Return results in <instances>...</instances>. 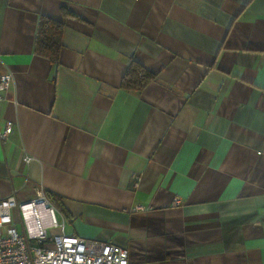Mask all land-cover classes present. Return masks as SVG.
<instances>
[{
  "label": "crops",
  "instance_id": "crops-1",
  "mask_svg": "<svg viewBox=\"0 0 264 264\" xmlns=\"http://www.w3.org/2000/svg\"><path fill=\"white\" fill-rule=\"evenodd\" d=\"M132 59L155 73L140 92ZM5 72L0 199L43 194L129 264H264V0H0Z\"/></svg>",
  "mask_w": 264,
  "mask_h": 264
},
{
  "label": "built area",
  "instance_id": "built-area-1",
  "mask_svg": "<svg viewBox=\"0 0 264 264\" xmlns=\"http://www.w3.org/2000/svg\"><path fill=\"white\" fill-rule=\"evenodd\" d=\"M12 73L0 75V101L2 93L12 83ZM12 122L0 129V139L12 132ZM23 159L29 162L31 156ZM45 204L41 212L38 203ZM178 203L179 199L175 198ZM17 209V225L12 211ZM146 208L136 205L134 210ZM63 220L54 205L43 195L19 202L14 194L0 199V264H129L126 247L112 242H98L63 232ZM53 229L57 231L52 232Z\"/></svg>",
  "mask_w": 264,
  "mask_h": 264
},
{
  "label": "trees",
  "instance_id": "trees-1",
  "mask_svg": "<svg viewBox=\"0 0 264 264\" xmlns=\"http://www.w3.org/2000/svg\"><path fill=\"white\" fill-rule=\"evenodd\" d=\"M63 27V22L41 15L35 31V52L48 57L52 62H56L62 45ZM154 78L155 73L132 59L122 76L120 87L125 90L140 92Z\"/></svg>",
  "mask_w": 264,
  "mask_h": 264
},
{
  "label": "bare ground",
  "instance_id": "bare-ground-1",
  "mask_svg": "<svg viewBox=\"0 0 264 264\" xmlns=\"http://www.w3.org/2000/svg\"><path fill=\"white\" fill-rule=\"evenodd\" d=\"M38 208L40 209L41 212L46 211L45 204L42 202L38 203Z\"/></svg>",
  "mask_w": 264,
  "mask_h": 264
},
{
  "label": "rangeland",
  "instance_id": "rangeland-1",
  "mask_svg": "<svg viewBox=\"0 0 264 264\" xmlns=\"http://www.w3.org/2000/svg\"><path fill=\"white\" fill-rule=\"evenodd\" d=\"M55 231H57V230H56V229H53V230H52V232H55Z\"/></svg>",
  "mask_w": 264,
  "mask_h": 264
}]
</instances>
